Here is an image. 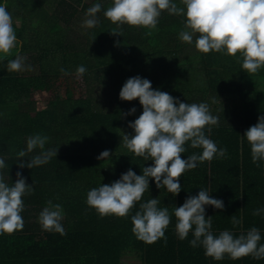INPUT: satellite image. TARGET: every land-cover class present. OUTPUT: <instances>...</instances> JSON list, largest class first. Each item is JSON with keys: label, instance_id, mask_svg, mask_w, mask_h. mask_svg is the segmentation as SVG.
<instances>
[{"label": "trees", "instance_id": "16d2710c", "mask_svg": "<svg viewBox=\"0 0 264 264\" xmlns=\"http://www.w3.org/2000/svg\"><path fill=\"white\" fill-rule=\"evenodd\" d=\"M219 1L228 10L213 18L192 4L117 0L83 36L85 0H0V40H15L0 44V264H120L130 246L146 264H264V2ZM186 44L200 48L184 56L198 64L187 75ZM241 69L249 86L243 70L245 82L228 76ZM202 73L220 107L186 101ZM51 141L66 147H34ZM84 196L102 211L79 213ZM52 197L73 226L16 225L33 216L30 200Z\"/></svg>", "mask_w": 264, "mask_h": 264}, {"label": "rangeland", "instance_id": "374dc122", "mask_svg": "<svg viewBox=\"0 0 264 264\" xmlns=\"http://www.w3.org/2000/svg\"><path fill=\"white\" fill-rule=\"evenodd\" d=\"M148 1H150V4H149L150 7L158 6L159 9L170 11V12L174 11L173 10L174 6L176 7V9L178 8L179 11L182 12V10H183V9H181L183 6L182 4H184V5L185 4L196 5L198 10H200L202 12L209 13L211 16H213V18H215L216 14H217L216 9L221 10V12H223V11L225 12L228 10L227 7H229L228 5H226V3L220 2L219 0H176V1L175 0H171V1L155 0V3L157 1V3L155 5L152 2L154 0H148ZM257 1L259 3L264 2V0H257ZM85 2L87 3L86 11L82 12L81 16H79V18L77 20H75V23H74V30H76L77 33H79L80 35H83V36L87 35L90 27L93 25L95 20H97L98 18L102 19L105 16V14H111L114 12V10H118V8H119V6H118L119 4H118L117 0H85ZM209 14H208L207 18H210ZM219 17L220 16L218 15L217 18H219ZM226 17L227 18L230 17L229 11H228ZM6 20H7L8 26H10L11 23H17V24L20 23V18H17V17L16 18L6 17ZM129 20H130L129 18H125L124 22H129ZM159 27L160 26L152 29L151 33L157 32L160 29ZM183 39H187V38L184 37ZM11 41L14 42L15 41L14 38L2 37L0 40V44H1V42L11 43ZM240 47L246 50L245 46L240 45ZM178 52H179V54H177V57H181L179 65L182 69L185 68L184 73L187 75V73H189L187 70H192V69L196 70L194 68V67L198 66V64L195 63L196 61L195 62H193V61L187 62V60L184 56L192 54V55H195L197 57L200 54V48L198 46L186 44L184 46V48L179 49ZM197 61H200V59H198ZM241 71L249 79L253 78L252 75H249L247 73V70H245V69H241L239 72H234V70H229L228 76H230L232 78V81H233L234 78H238V77L243 75V73ZM238 73H239V76L235 77ZM231 74H233L234 76H232ZM198 77L193 76L192 87H194V88H192V90H189L186 93V95H187V97L185 98L186 101L191 102L193 104H201L203 102V104H201V107H200L201 110L204 109L202 106L204 104H206L205 107L207 109H211V108L215 107L216 105L218 106L219 105L217 102L218 100H215L217 103L212 102V93H206L205 89L199 87V85H198L200 83L199 81L203 80V84L201 83L200 85H202V87L205 86L207 84V81H205L207 77L204 75V73H202V75H198ZM70 79H71L72 84L74 83L75 87H77V86L79 87L80 92H78V93L81 95H85L86 94L85 91L87 89V84L84 81V78L80 75H77V76H74V78H70ZM249 79H248V82H245L246 79L244 80L240 77V81H244L247 86H249L247 83H251V80H249ZM259 84H260V80H255L253 82V85L257 86ZM91 87H92V82L89 83V88H91ZM235 87L236 86L233 83V88H235ZM258 88H264V85L263 86L259 85ZM115 92H116V89H113L112 94H113L114 98L112 96H110L114 100V103L111 106V108H115L117 106L118 98L116 97ZM103 93H104V91H103L102 86H100L96 90L95 89L93 90V94L99 98H102ZM33 98L36 100L39 108H44L46 103H47L49 96H48L47 92L38 90L35 92ZM220 100H221V103L223 105H226L228 103L226 101V99H223L222 97ZM105 105L107 106V104H105ZM218 107H220V106H218ZM128 116H129L128 114L123 115L122 118H124V122L120 123V133H121L120 142L121 143L128 140V134L123 129V128H127V126H128V125L124 124L126 119H128ZM170 117H171L170 118L171 120H169L170 122L176 121V119L173 117V115H171ZM101 165L103 168H106L107 163H105V162L102 163V160H101ZM99 177L100 176H98L97 174L95 175V178L99 179Z\"/></svg>", "mask_w": 264, "mask_h": 264}, {"label": "crops", "instance_id": "0c3cea01", "mask_svg": "<svg viewBox=\"0 0 264 264\" xmlns=\"http://www.w3.org/2000/svg\"><path fill=\"white\" fill-rule=\"evenodd\" d=\"M231 42H232V44H238L237 40H231ZM242 50L244 51L245 49H242ZM246 82H248V77L246 79ZM36 144H37V142L34 143L35 148L36 147L37 148H39V147L40 148H46V149H49L51 151V152L48 151L50 153H54V152L56 153V150H61V149L66 147V143L62 142V141H58V142L51 141L50 143L49 142L46 143L44 147H43V145L37 146ZM121 145L126 146V148H127V146L131 145V140L128 138V140L122 142ZM43 153H45V152H43ZM41 165H43V164H41ZM29 167H30V169L37 167L35 162L33 161V159L31 160ZM30 192H29V194H30ZM67 196H68L67 193H64V198H66ZM6 198H7L6 194L5 195L0 194V200H5ZM84 198H85V201H84L85 203L82 201L83 204L79 208V213L87 214L88 211L93 212V213H96L98 211H102L103 205L101 206V204L97 205L95 203L90 204L87 202L86 196H84ZM25 207L26 208L28 207V212L33 214V216H31V218H29V220H25L24 222H23V220H18V222L16 224L17 226H22L23 223L26 226H31V224H34L35 222H37L39 225H41L44 228L46 227V228H55L56 229V226H60L62 228H65V227L70 228L75 223V222H73L74 217L68 216L66 214L65 208H71V207L70 206L62 207L61 205H55L53 197H52L50 202H48L47 198H46V202L30 200V203L26 204ZM117 208H119V207H117ZM40 212L42 213L41 215H39V216L35 215V213L40 214ZM120 259H121L120 264H146L145 259H144V255L139 251V249H137L133 246L123 248L122 252H121V258ZM224 261L225 260H222L221 262H224Z\"/></svg>", "mask_w": 264, "mask_h": 264}]
</instances>
